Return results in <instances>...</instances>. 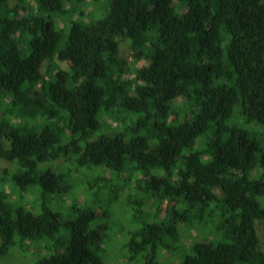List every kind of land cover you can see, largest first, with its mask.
<instances>
[{
    "label": "trees",
    "instance_id": "trees-1",
    "mask_svg": "<svg viewBox=\"0 0 264 264\" xmlns=\"http://www.w3.org/2000/svg\"><path fill=\"white\" fill-rule=\"evenodd\" d=\"M31 1L0 0V159L40 204L16 202L0 171V252L19 242L49 250L36 264H105L96 210L64 220L48 206L71 188L57 163L73 159L123 174L111 200L130 181L156 197L135 260L172 257L191 223L202 227L178 264H264V0H109L103 19L63 26L55 17L84 0ZM124 38L145 62L132 79ZM99 114L124 131L91 140Z\"/></svg>",
    "mask_w": 264,
    "mask_h": 264
},
{
    "label": "rangeland",
    "instance_id": "rangeland-1",
    "mask_svg": "<svg viewBox=\"0 0 264 264\" xmlns=\"http://www.w3.org/2000/svg\"><path fill=\"white\" fill-rule=\"evenodd\" d=\"M33 6L35 3L31 0H27ZM109 0H84L82 3L68 4L65 7V11L55 17L56 22L63 26L64 24L70 25L72 21H83L86 23L96 22L103 19L107 13L106 4ZM17 1L13 3L16 5ZM106 7V8H105ZM21 15H25V10H20ZM66 22V23H65ZM69 31V30H67ZM121 56L126 58L132 65V70L126 75V79H132L135 77V69L145 65L144 61L134 63V50H132L130 41L126 38L122 39ZM29 53V52H28ZM63 69H66V65H61ZM193 102L190 101L185 107L181 109L183 116L191 117L193 112ZM184 102L177 100L172 104L173 108H181ZM174 117V116H172ZM100 127L98 130L92 133L91 140L96 139L102 134H111L113 132H122L123 121L119 120L115 122L108 116L99 114L98 116ZM114 127L112 129V127ZM121 126V127H120ZM119 127V128H118ZM72 160L60 161L56 165V170L63 172L67 175L66 188L67 190H58L52 193L48 198V206L55 213H59L64 220L75 219L86 213V210L94 208L96 210L93 225L105 227L103 231L105 235L104 243L102 245V256L105 264H145V253H141L138 258L134 257L133 240L137 242L140 238L136 236L145 224L154 221V214L156 213L154 197L151 193L145 192V186L138 188L136 181H130L126 185L125 190L120 193L119 200H111V191L113 187L117 186L123 180V174L118 178L107 169L105 173L101 169H87L82 170L77 168V164H73ZM8 170L10 172L9 182L7 183V190L13 195V199L16 202L28 209H35L39 211V198H35L32 193L21 192L19 188H15L11 175L13 173V165L3 159H0V171ZM103 175L104 181H99V177ZM101 179V178H100ZM10 184V185H9ZM116 188V187H115ZM114 188V189H115ZM221 194L220 190H217ZM261 203L264 202L260 200ZM170 202L166 201L162 205V213L159 215L160 219L165 216V209ZM174 205V203H173ZM177 206V203L175 204ZM151 215V217H150ZM188 225L190 222H186ZM188 232H186V226L182 225V237L181 241L183 247L175 250L174 255L167 251H162V257L156 264H178L183 260V256L186 253L194 237L199 233L198 228L202 225H189ZM258 234L261 239L262 249L264 250V226L258 222L257 224ZM61 232L57 235L60 239ZM42 244V243H41ZM43 245V244H42ZM135 247V246H134ZM39 245L36 244H21L17 243L14 247H11L8 254L0 252V264H36L43 256L48 255L50 252L40 250ZM181 255L179 259L177 257ZM136 256V257H137ZM144 258V260H143Z\"/></svg>",
    "mask_w": 264,
    "mask_h": 264
}]
</instances>
